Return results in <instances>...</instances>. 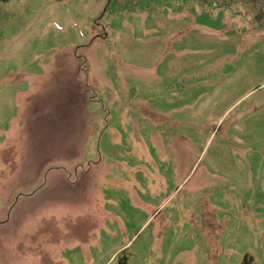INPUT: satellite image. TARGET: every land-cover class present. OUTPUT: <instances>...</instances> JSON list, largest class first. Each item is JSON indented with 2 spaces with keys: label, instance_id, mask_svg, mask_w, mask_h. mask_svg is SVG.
Instances as JSON below:
<instances>
[{
  "label": "rangeland",
  "instance_id": "obj_1",
  "mask_svg": "<svg viewBox=\"0 0 264 264\" xmlns=\"http://www.w3.org/2000/svg\"><path fill=\"white\" fill-rule=\"evenodd\" d=\"M252 10L0 2V264H264Z\"/></svg>",
  "mask_w": 264,
  "mask_h": 264
},
{
  "label": "trees",
  "instance_id": "obj_2",
  "mask_svg": "<svg viewBox=\"0 0 264 264\" xmlns=\"http://www.w3.org/2000/svg\"><path fill=\"white\" fill-rule=\"evenodd\" d=\"M5 0H0V2ZM240 1V0H239ZM252 7V11L259 16L260 22H264V0H241ZM128 255L126 250L118 254V261L116 264H127ZM240 264H256L253 256L246 254Z\"/></svg>",
  "mask_w": 264,
  "mask_h": 264
},
{
  "label": "crops",
  "instance_id": "obj_3",
  "mask_svg": "<svg viewBox=\"0 0 264 264\" xmlns=\"http://www.w3.org/2000/svg\"><path fill=\"white\" fill-rule=\"evenodd\" d=\"M255 14V13H254Z\"/></svg>",
  "mask_w": 264,
  "mask_h": 264
}]
</instances>
